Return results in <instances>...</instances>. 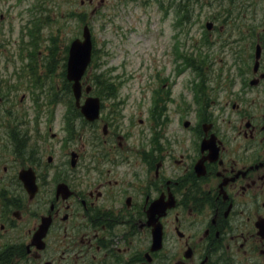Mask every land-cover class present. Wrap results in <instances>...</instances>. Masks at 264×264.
<instances>
[{"label": "flooded vegetation", "instance_id": "obj_1", "mask_svg": "<svg viewBox=\"0 0 264 264\" xmlns=\"http://www.w3.org/2000/svg\"><path fill=\"white\" fill-rule=\"evenodd\" d=\"M193 9L196 16L208 11L212 33L226 29L237 46L231 76L208 105V121L197 111L176 127L169 122L146 140L144 158L116 155L121 164L56 166L52 144L44 173L51 181L48 199L41 197L47 178L31 201L5 168L0 264H264V0H194ZM3 96L0 138L8 132L12 144L9 150L0 145V166H25L23 117ZM45 127L38 121L37 132ZM37 145H48L45 130ZM60 184L73 192L68 199ZM50 215L38 249L32 238ZM156 225L161 239L154 249Z\"/></svg>", "mask_w": 264, "mask_h": 264}, {"label": "rangeland", "instance_id": "obj_2", "mask_svg": "<svg viewBox=\"0 0 264 264\" xmlns=\"http://www.w3.org/2000/svg\"><path fill=\"white\" fill-rule=\"evenodd\" d=\"M82 1L85 3L82 5ZM94 7L88 5L89 0H44V14L48 16L52 26V36L58 39L60 51L64 52L72 40L76 37H81L79 23L77 19H71L66 15L72 10L81 11L82 8H88V20H91L93 26L94 43L96 44L98 67L94 66L89 73V82L95 76H101L105 72L110 76L115 86L117 97L105 100L106 112L111 111L112 105H117L120 109L119 122H114L118 125L119 130L128 131L131 129L134 135L138 132L148 131L149 110L155 93L162 84H165V90H168L170 98L169 102V118L174 121L177 119V107L182 102L191 103L193 99L192 81L195 74L191 70L177 73V68L182 65V60H176V50L178 45L181 52L191 55L192 40L191 37H201V27H190L188 33L180 34L179 28L174 24V17H164L163 12L159 8L156 0L146 2V5L131 6V3H126V0H104L107 4L99 13L91 16L94 8L99 6L102 0H92ZM132 2L134 0H128ZM41 0H0V16L4 14L5 23L4 31L1 33L0 42L3 47H0V76L2 78L11 79L16 87L13 94H21L22 90H30V87L22 89L18 87L17 77L11 74L8 69L9 64L5 62L7 55L16 54L19 51L22 28L32 17L30 9L34 8ZM50 29H47L48 32ZM82 31V30H81ZM195 38V39H196ZM43 43L48 46L49 36H42ZM184 44V45H183ZM44 47L41 46V49ZM204 55L208 52V48H203ZM197 52V56H199ZM211 60L205 66L210 81H216L218 78V68L225 65L229 61L226 54L218 53L216 55L211 49L209 51ZM52 82V92L54 89H63L64 81L62 76L63 64L60 61ZM17 66L19 60L17 61ZM100 72H99V71ZM213 70V73L211 72ZM98 73V74H95ZM179 76H181L179 78ZM183 80V81H182ZM19 82V81H18ZM10 85V82L5 80L2 82ZM102 91L101 90H98ZM17 102L19 97L15 99ZM121 101V102H120ZM123 102V103H122ZM21 114L28 111L29 118H33L36 114L29 100L20 107ZM26 113V112H25ZM66 107L58 106L55 111L54 130L61 133L64 124V114ZM104 116V113H103ZM174 119V120H173ZM45 118L41 117L44 122ZM105 120V119H104ZM130 120V121H128ZM131 122L133 124H131ZM103 127L101 124L97 128V132L103 138ZM91 129H89V132ZM89 132L84 134V140L78 139L75 143L76 148H81L84 143L88 148L87 140ZM91 135V134H90ZM115 138V135H114ZM123 140V139H122ZM124 145L126 139H124ZM131 145H137V138L134 136L129 141ZM56 146L57 162H61L63 155L60 153V139L53 142ZM49 145V146H48ZM48 145L39 148L40 158L43 156V165L46 164L50 150L52 149V141L48 139ZM129 146V145H128ZM48 149V153L43 151ZM84 160L79 166H86L85 162H95L94 154L90 151H82ZM58 164V163H56ZM23 223V222H22Z\"/></svg>", "mask_w": 264, "mask_h": 264}, {"label": "water", "instance_id": "obj_3", "mask_svg": "<svg viewBox=\"0 0 264 264\" xmlns=\"http://www.w3.org/2000/svg\"><path fill=\"white\" fill-rule=\"evenodd\" d=\"M85 38L86 41L84 43L75 42L73 44L68 67L69 79L76 82L74 90L77 98L80 96V79L90 61L91 42L88 31H86ZM92 102L93 103L89 102L88 107H84V112L90 119L98 117V100L94 99Z\"/></svg>", "mask_w": 264, "mask_h": 264}, {"label": "trees", "instance_id": "obj_4", "mask_svg": "<svg viewBox=\"0 0 264 264\" xmlns=\"http://www.w3.org/2000/svg\"><path fill=\"white\" fill-rule=\"evenodd\" d=\"M100 82V84L102 85V89L104 90V91H107V89L109 88V86L106 84V82L104 81H99Z\"/></svg>", "mask_w": 264, "mask_h": 264}]
</instances>
